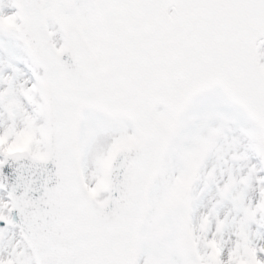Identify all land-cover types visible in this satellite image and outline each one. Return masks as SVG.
I'll use <instances>...</instances> for the list:
<instances>
[{
	"label": "snow or ice",
	"instance_id": "snow-or-ice-1",
	"mask_svg": "<svg viewBox=\"0 0 264 264\" xmlns=\"http://www.w3.org/2000/svg\"><path fill=\"white\" fill-rule=\"evenodd\" d=\"M0 264H264V0H0Z\"/></svg>",
	"mask_w": 264,
	"mask_h": 264
}]
</instances>
